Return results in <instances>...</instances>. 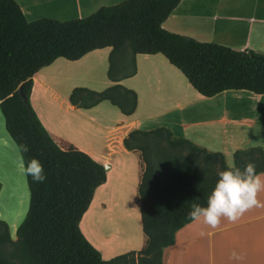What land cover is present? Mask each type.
Wrapping results in <instances>:
<instances>
[{
    "label": "trees",
    "instance_id": "1",
    "mask_svg": "<svg viewBox=\"0 0 264 264\" xmlns=\"http://www.w3.org/2000/svg\"><path fill=\"white\" fill-rule=\"evenodd\" d=\"M181 1L124 0L85 17L29 21L16 0H0V109L19 149L29 148L20 151L25 163L37 158L46 177L35 182L27 176L30 205L16 239L0 219V264H163L165 248L193 221L191 204L206 206L217 169L228 166L225 155L175 137L167 127L131 131L124 145L140 151L144 165L137 203L146 244L140 251L104 259L80 223L96 190L107 181L108 168L73 144L61 147L31 103L34 75L42 68L59 57L77 61L106 47L112 48L108 78L114 84L104 90L75 87L70 95L73 105L88 109L110 101L132 115L138 94L121 81L136 75L138 54L161 53L206 97L231 89L263 95V52L236 50L164 28ZM249 162L258 174L264 173V148L234 153L236 167L243 170Z\"/></svg>",
    "mask_w": 264,
    "mask_h": 264
},
{
    "label": "crops",
    "instance_id": "2",
    "mask_svg": "<svg viewBox=\"0 0 264 264\" xmlns=\"http://www.w3.org/2000/svg\"><path fill=\"white\" fill-rule=\"evenodd\" d=\"M16 1L34 21L43 16L39 9L45 5L55 8L49 18L70 20L124 0ZM163 26L200 41L264 53V0H182ZM111 51L97 49L77 61L57 58L34 75L31 94L34 109L61 147L73 144L108 168L107 181L96 190L80 223L106 260L146 244L137 203L144 165L140 151L124 145L131 131L167 127L175 137L223 153L226 161L239 149L264 148V94L231 89L206 97L161 53L138 54L136 75L121 81L138 94L132 115L110 101L88 109L73 105L75 87L104 90L114 84L108 78ZM21 157L16 142L0 141V196L12 185L26 200ZM257 199L259 206L234 223L222 218L219 227L211 228L193 220L181 228L175 243L165 248L163 264H264V190ZM117 219L122 220L114 224Z\"/></svg>",
    "mask_w": 264,
    "mask_h": 264
},
{
    "label": "clouds",
    "instance_id": "3",
    "mask_svg": "<svg viewBox=\"0 0 264 264\" xmlns=\"http://www.w3.org/2000/svg\"><path fill=\"white\" fill-rule=\"evenodd\" d=\"M20 151H29L27 145H21ZM97 163H100L97 161ZM101 167H107L101 164ZM20 171L35 182H43L46 177L43 165L33 157L26 163L21 157ZM218 179L207 197L206 206L193 202L189 212L190 219L217 228L221 219L236 222L246 211L259 206L258 193L264 190V176L256 172V166L249 162L244 169L229 163L225 169H217Z\"/></svg>",
    "mask_w": 264,
    "mask_h": 264
},
{
    "label": "rangeland",
    "instance_id": "4",
    "mask_svg": "<svg viewBox=\"0 0 264 264\" xmlns=\"http://www.w3.org/2000/svg\"><path fill=\"white\" fill-rule=\"evenodd\" d=\"M40 14L43 15L41 18L49 17L48 13H52L55 11V8H52V6H43L39 9ZM129 48V47H128ZM129 51V49H128ZM106 75V72H105ZM44 97L42 98L41 102L43 101ZM0 141L1 143L12 142L15 144V141H13V138L8 133L6 129V123L3 116V113L0 109ZM227 162L234 164V156H228ZM107 168V167H106ZM24 180L27 186V192L28 196L25 200L24 197L20 198L18 196L17 188L15 186H8L2 195L0 196V219L5 220L10 227L11 236L13 239H16L17 237V229L23 219L25 218V215L29 209L30 205V190L28 187L27 177L24 175ZM24 207V211L22 212V208ZM26 208V209H25ZM122 220V219H121ZM119 219L116 220L114 224H117Z\"/></svg>",
    "mask_w": 264,
    "mask_h": 264
},
{
    "label": "water",
    "instance_id": "5",
    "mask_svg": "<svg viewBox=\"0 0 264 264\" xmlns=\"http://www.w3.org/2000/svg\"><path fill=\"white\" fill-rule=\"evenodd\" d=\"M19 92H20L21 96L23 97V99L25 101H27L26 95H25L24 90H23V86H20Z\"/></svg>",
    "mask_w": 264,
    "mask_h": 264
},
{
    "label": "bare ground",
    "instance_id": "6",
    "mask_svg": "<svg viewBox=\"0 0 264 264\" xmlns=\"http://www.w3.org/2000/svg\"><path fill=\"white\" fill-rule=\"evenodd\" d=\"M120 220H121V219H119V221H120ZM120 224H121V223H120ZM119 226H120V225H119ZM121 226H122V224H121ZM121 226H120V227H121ZM125 226H126V225H125ZM126 227H127V226H126ZM126 227H125V228H126ZM122 228H124V226H123ZM125 228H124V229H125Z\"/></svg>",
    "mask_w": 264,
    "mask_h": 264
}]
</instances>
